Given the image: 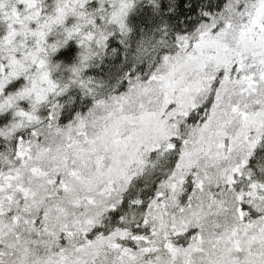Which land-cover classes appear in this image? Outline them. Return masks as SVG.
Segmentation results:
<instances>
[{
    "label": "snow or ice",
    "instance_id": "obj_1",
    "mask_svg": "<svg viewBox=\"0 0 264 264\" xmlns=\"http://www.w3.org/2000/svg\"><path fill=\"white\" fill-rule=\"evenodd\" d=\"M0 264H264V0H0Z\"/></svg>",
    "mask_w": 264,
    "mask_h": 264
}]
</instances>
